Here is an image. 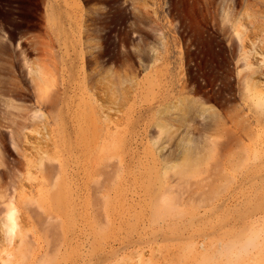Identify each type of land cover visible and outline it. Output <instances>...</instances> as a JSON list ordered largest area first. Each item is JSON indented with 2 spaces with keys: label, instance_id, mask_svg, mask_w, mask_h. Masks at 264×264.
<instances>
[{
  "label": "bare ground",
  "instance_id": "6f19581e",
  "mask_svg": "<svg viewBox=\"0 0 264 264\" xmlns=\"http://www.w3.org/2000/svg\"><path fill=\"white\" fill-rule=\"evenodd\" d=\"M82 1L88 0H0V77L16 79H0V93L9 109H22L31 98L30 119H52L58 135L53 152L24 159L27 179L36 181L28 191L23 171L7 177L23 157L21 141L31 125L14 121L0 128V160L8 169L0 171L3 264H108L119 253L113 243L124 244L118 236L123 229L142 235L201 226L223 235L242 221L264 223V90L252 80V64H245L252 73L244 79L243 101L225 97L215 117L217 160L201 165L191 138L182 140L186 154L172 149L165 155L168 144L173 147L175 119L153 120L157 95L151 88L152 98L139 110L114 124L103 119L74 30L84 17ZM232 2L224 0L225 30L232 26L243 43V9L239 0ZM124 9L121 19L127 20L133 11ZM103 43L109 48L110 32ZM153 73L155 90L164 75ZM191 91L212 92L201 84ZM195 102L186 98L156 111L181 112L188 126L196 112L209 110ZM253 261L264 263V250Z\"/></svg>",
  "mask_w": 264,
  "mask_h": 264
},
{
  "label": "rangeland",
  "instance_id": "374dc122",
  "mask_svg": "<svg viewBox=\"0 0 264 264\" xmlns=\"http://www.w3.org/2000/svg\"><path fill=\"white\" fill-rule=\"evenodd\" d=\"M239 2V8L243 9L238 21L245 31L243 43L232 26L228 33L225 30L224 0L82 1L84 17L74 30L103 119L114 124L133 110H139L152 98L148 97L151 88L157 95L152 100L153 120L162 122L169 116L175 119L169 134L173 137V147L169 149L168 142L164 143L168 144L164 154L172 149L176 153L183 152L182 140L191 138V153L201 158L199 163L208 167L215 162L221 139L218 127L213 125L215 117L220 114L225 97L243 101L244 79L252 73L245 70L246 63H251L255 71L253 82H258L259 88L264 90V0ZM229 4L234 6L232 0ZM125 6L133 12L129 19L122 20ZM107 32L111 33V44L106 49L103 38ZM223 45H230L232 49L226 52ZM32 57L37 59L38 56L33 54ZM157 70L164 75V82H160L161 87L155 85L154 90L156 76L153 72ZM10 76L3 74L1 82L5 79L15 82L14 76ZM181 83H186L187 89L182 90ZM199 84L212 91L209 96L191 91ZM4 98L0 93V128L14 121L18 125L24 122L31 125L21 141L23 157H17L19 163L13 164L7 177L8 181L17 179L19 171H23L22 182L29 191L36 181L27 179L24 159L36 160L41 153L54 151L58 139L56 125L45 117L30 119L28 110L34 105L31 98L26 99L22 109H9ZM186 98L197 100L196 105L209 109L204 116L196 112L188 126L181 112L163 115L156 111L170 104H180ZM0 163L4 162L0 160ZM5 166L0 167V171L8 173ZM193 228L148 230L142 235L123 229L118 236L123 237L124 244L122 241L121 245L113 243L119 253L108 264H210L211 242L221 236V231L201 226ZM2 237L0 233V264L7 253ZM252 264L264 263L252 261Z\"/></svg>",
  "mask_w": 264,
  "mask_h": 264
},
{
  "label": "clouds",
  "instance_id": "9594fccd",
  "mask_svg": "<svg viewBox=\"0 0 264 264\" xmlns=\"http://www.w3.org/2000/svg\"><path fill=\"white\" fill-rule=\"evenodd\" d=\"M211 250L210 264H252L257 254L264 250V223L242 221L235 230L213 239Z\"/></svg>",
  "mask_w": 264,
  "mask_h": 264
}]
</instances>
